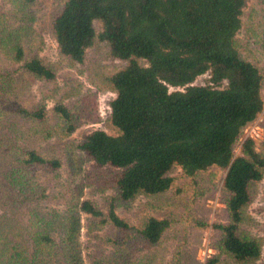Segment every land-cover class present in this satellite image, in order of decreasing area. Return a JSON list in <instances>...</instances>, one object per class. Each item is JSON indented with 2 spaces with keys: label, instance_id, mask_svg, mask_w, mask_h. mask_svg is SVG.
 <instances>
[{
  "label": "trees",
  "instance_id": "obj_1",
  "mask_svg": "<svg viewBox=\"0 0 264 264\" xmlns=\"http://www.w3.org/2000/svg\"><path fill=\"white\" fill-rule=\"evenodd\" d=\"M34 3L13 0L15 9L0 13V57L20 64L22 75L54 83L61 68L41 57L44 42L34 27ZM245 7L246 0H66L52 25L65 65L82 64L97 44H105L112 59L125 63L96 84L99 92L116 95L109 120L115 135L97 130L75 147L98 167L121 170L110 182L91 178L88 184L102 191L111 188L116 196L108 199L105 214L83 200L82 185L64 211H35L21 223L22 209L46 197L31 171L58 170L62 163L23 148L31 134L21 131L17 121L30 123L33 134L46 140L66 139L79 129L85 109L78 106L75 112L63 103L80 94L63 96L62 88H55L51 98H61L53 109L58 124L47 128L45 104L31 111L0 97V118L6 116L16 128L12 135L0 132V168L11 184L0 181V264H85L83 214L120 232L121 237L108 239L115 258L106 264H123L133 228L119 217L118 206L166 194L174 184L170 174L175 167L188 178L211 168L227 170L229 221L213 226L222 238L219 256L208 264H220L222 256L232 264L261 259L264 239L252 237L242 226L252 222L248 210L264 179V152L247 138L241 156L235 157L244 128L264 110V76L243 58L236 39ZM204 75L209 76L207 84L195 85ZM12 77L10 72L0 74L2 81H15ZM80 101L87 103L85 97ZM168 228L167 220L150 217L137 231L138 238L155 247Z\"/></svg>",
  "mask_w": 264,
  "mask_h": 264
},
{
  "label": "rangeland",
  "instance_id": "obj_2",
  "mask_svg": "<svg viewBox=\"0 0 264 264\" xmlns=\"http://www.w3.org/2000/svg\"><path fill=\"white\" fill-rule=\"evenodd\" d=\"M65 2L66 0H35L32 8L36 12L35 30L44 42L41 57L47 63L61 68L54 83L22 75L23 72L18 70L20 64L0 57V74L10 72L15 79L2 81L0 78V97H7L31 111L45 104L48 113L47 128H54L58 124L53 109L61 98L58 95L56 99L51 98L55 88H62L63 96L69 91L80 94V97L63 103L75 112L78 111V106L85 109L79 129L66 139L54 137L46 140L39 134H33L34 127L30 123L17 121L16 125L21 131L31 134L27 141H23V148L35 150L46 157L58 158L62 163L58 170L37 168L31 171L34 181L46 190V197L39 203L27 204L22 209L21 223H25L35 211H64L72 200L73 192L82 185L83 200H89L107 214L108 199L115 197L116 191L111 188L102 191L100 186L89 187L88 184L91 178L92 181L97 178L98 181L110 182L121 172L111 167H98L75 147L97 130L115 135L109 120L110 103L116 95L99 92L96 84L103 74L121 69L125 63L112 59L105 44H97L87 51L82 64L65 65L52 31L54 19L62 11ZM14 9L13 0H0L1 14L10 13ZM96 29L101 32L100 23H96ZM236 39L243 58L255 65L264 76V0H246L243 27ZM208 80L209 76L204 75L197 79L195 85H206ZM262 94L264 99V86ZM81 97L86 98V104L81 103ZM94 100L97 104L95 112ZM12 122L6 116H1L0 132L12 135L16 129L11 126ZM247 138L253 139L257 149L264 152V110L255 122L244 128L235 146V157L241 156L242 144ZM226 173L227 170L211 168L194 178H188L180 168L175 167L170 174L174 184L166 194L155 199L139 197L131 204L119 205L117 214L133 228L126 238L127 246L123 250L129 256L123 264H208L218 257L222 234L213 226L225 225L229 221L225 203L227 194L224 191ZM5 174L6 170L0 168V181L4 186H10ZM248 211L252 222L243 225L242 229L252 237L264 239V179L258 184L257 195ZM150 217L167 220L169 223V228L155 247L146 246L138 238L137 231ZM119 236L121 237L120 232L110 224H102L99 219L83 214L81 244L85 264H106L114 260L115 248L109 244L108 239ZM221 260L220 264H232L224 256ZM256 264H264V249Z\"/></svg>",
  "mask_w": 264,
  "mask_h": 264
}]
</instances>
